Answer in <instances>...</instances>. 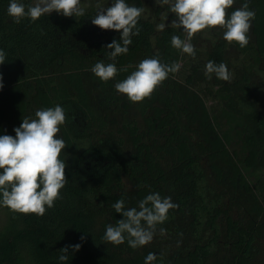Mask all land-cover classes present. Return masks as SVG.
<instances>
[{
	"label": "trees",
	"instance_id": "1",
	"mask_svg": "<svg viewBox=\"0 0 264 264\" xmlns=\"http://www.w3.org/2000/svg\"><path fill=\"white\" fill-rule=\"evenodd\" d=\"M237 2L245 0H236L229 16L240 7ZM125 3L143 8V0ZM9 4L0 0V50L6 53L0 65V135L15 137L23 118L63 107L66 121L57 136L66 143L60 159L66 163L67 183L43 216L5 207L0 264H145L149 252L157 255L153 264H256L264 252V112L255 104L248 76L255 61L264 58V0L249 2L255 11L249 44L232 43L253 60L244 65V76L219 87L226 114L238 124L242 151L229 149L230 132L219 130L192 78L180 79L179 71L142 102L133 103L115 89L143 59L179 63L183 54L172 47L171 38L184 39L182 29L168 26L154 42L155 25L142 13L128 53L114 61L118 69L131 67L104 82L91 69L100 60L113 62L106 46L119 41L120 33L93 25L94 8L81 17L53 11L16 24L8 15ZM224 47L226 42L215 54L216 64L224 62ZM132 107L143 126L131 116ZM248 173L255 175L254 182ZM125 178L131 188L125 187ZM156 192L178 205L158 225V231L166 229L164 235L136 249L127 239L120 245L103 240L107 225L122 219L112 207L117 200L138 207ZM232 201L238 217L230 213ZM75 244H81L80 250L69 248V259L59 261L60 249Z\"/></svg>",
	"mask_w": 264,
	"mask_h": 264
},
{
	"label": "clouds",
	"instance_id": "2",
	"mask_svg": "<svg viewBox=\"0 0 264 264\" xmlns=\"http://www.w3.org/2000/svg\"><path fill=\"white\" fill-rule=\"evenodd\" d=\"M81 0H35L32 5L10 0L8 15L14 23L19 24L25 17L33 22L42 15H50L53 11L65 17H81L85 15L80 7ZM236 0H157L161 6L167 5L168 11L176 17L170 25L160 23L159 31L167 26L182 29L184 39L173 35L171 45L182 54L196 58L193 37L205 29L219 28L223 31V39L229 44L235 42L241 48L249 44L251 21L255 11L249 9L250 0H245L241 7L231 12ZM98 11L92 24L102 30H114L120 33L119 41L107 44V58L113 62L98 61L91 71L101 81L113 79L118 71H128L131 65L118 69L115 60L121 54H127L131 37L138 35V20L144 9L129 6L125 0H114L111 6L104 8L99 3ZM166 20L167 17H164ZM135 30V31H134ZM6 53L0 50V65L5 63ZM181 65L162 63L158 57L143 59L126 79L115 84L118 93L125 95L133 103L150 98L154 91L168 78L170 73L179 71ZM212 74L219 80L230 81L231 75L225 63L207 62L205 75L211 79ZM3 77L0 74V89L3 88ZM35 119L25 117L19 127L14 128L15 137L0 135V206L7 207L14 213L36 214L43 216L48 208L54 207L55 201L61 198L60 191L67 183L66 163L60 159L66 148L62 138H58L60 126L66 121L65 109L60 105L54 108L40 109L35 112ZM123 198L117 200L112 207L122 216L115 225L106 227L103 240L113 245H120L127 239L128 245L139 248L150 244L157 234L158 225L168 219L170 209L177 204L171 197H161L150 193L138 202V207H126ZM166 229L159 228L164 235ZM85 239L81 236V241ZM69 248L77 252L81 244L68 245L60 249L59 261L69 259ZM157 255L149 252L145 264H153Z\"/></svg>",
	"mask_w": 264,
	"mask_h": 264
},
{
	"label": "rangeland",
	"instance_id": "3",
	"mask_svg": "<svg viewBox=\"0 0 264 264\" xmlns=\"http://www.w3.org/2000/svg\"><path fill=\"white\" fill-rule=\"evenodd\" d=\"M35 3V0H33ZM99 3L102 7L107 8L114 3V0H81L80 7L84 8L85 12L94 8L98 11L96 5ZM241 7V3L237 2ZM143 17L145 20H149L155 25V32L151 35V39L155 42L156 34L162 32L157 29V25L160 23H165L170 25L171 22L176 19L173 13L168 11V6H161L157 3V0H143ZM55 12V11H54ZM164 17H167L165 20ZM168 27V26H167ZM223 31L219 28L205 29L202 32L196 34L191 43L195 47L196 58L193 59L187 54H183L179 64L181 65L179 69L178 77L182 80H187V78H192V85L200 90L202 97L204 98L206 105L212 116L215 118V122L221 132H230V141H227L228 147L231 151L236 149L237 151H242V138L238 131V124L236 122H231L229 116L226 114L225 109L228 108L226 102L221 96L220 85L223 83L233 82L236 77H242L245 75L244 65L248 63V57L243 56V54L238 50L234 44H229L223 39ZM152 33V32H151ZM226 42V47H224L225 56L223 60L230 72V81L219 80L212 74V78L209 79L205 75V66L207 62H215V54L218 53V48ZM216 63V62H215ZM250 77V82L253 85V93L255 95V104L259 110L264 112V58L260 61H255L253 72L248 76ZM115 113V112H114ZM111 112V116H114ZM132 117H136L140 122L141 126L144 125V121L140 116V113L136 107H132L130 110ZM115 117L120 119V112H117ZM209 172V171H208ZM264 177V170L262 171ZM251 182L255 181V175L248 173ZM126 188H131L132 183L127 178L124 180ZM238 204L236 201H232V206L230 208V213L238 217L240 212L238 211ZM225 218H222L221 224L223 228L225 227ZM7 220V210L5 207L0 206V227ZM160 234L157 230V234L154 237L159 238ZM154 240V239H153ZM153 242V241H152ZM151 242V243H152ZM256 264H264V252L258 255Z\"/></svg>",
	"mask_w": 264,
	"mask_h": 264
}]
</instances>
